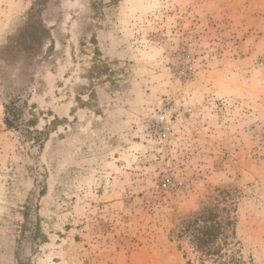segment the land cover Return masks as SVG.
Wrapping results in <instances>:
<instances>
[{
    "label": "rangeland",
    "instance_id": "rangeland-1",
    "mask_svg": "<svg viewBox=\"0 0 264 264\" xmlns=\"http://www.w3.org/2000/svg\"><path fill=\"white\" fill-rule=\"evenodd\" d=\"M210 205L264 264V0H0V264H187Z\"/></svg>",
    "mask_w": 264,
    "mask_h": 264
},
{
    "label": "trees",
    "instance_id": "trees-1",
    "mask_svg": "<svg viewBox=\"0 0 264 264\" xmlns=\"http://www.w3.org/2000/svg\"><path fill=\"white\" fill-rule=\"evenodd\" d=\"M29 20L27 28L31 27ZM40 29L34 33L38 42L43 38H48V31L45 25H39ZM28 42V43H27ZM24 42L23 52L31 57L34 50V43ZM39 46V45H37ZM34 47V48H33ZM9 112V113H8ZM7 114H12L7 107ZM8 116V117H9ZM13 122L7 118L6 125L11 126ZM229 210L219 209L210 205L204 207L199 212L193 214L181 223L178 239L185 240L194 260L189 258V254L184 252L187 264H255L252 259H246L236 236V220L231 216Z\"/></svg>",
    "mask_w": 264,
    "mask_h": 264
}]
</instances>
